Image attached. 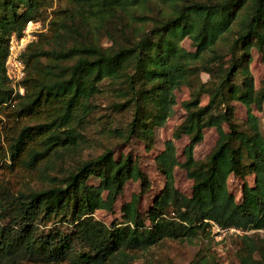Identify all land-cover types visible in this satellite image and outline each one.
Here are the masks:
<instances>
[{"label":"trees","instance_id":"trees-1","mask_svg":"<svg viewBox=\"0 0 264 264\" xmlns=\"http://www.w3.org/2000/svg\"><path fill=\"white\" fill-rule=\"evenodd\" d=\"M57 1L53 8V0H0V115L19 99L18 116L42 111L51 119L23 127L6 150L0 145V161L26 152V164L34 165L53 147L76 146L72 123L91 113V99L104 81L114 84L121 98L113 109L130 110L126 133L150 145L155 129L173 114L174 90L187 86L192 92L182 103L186 115L173 133L189 139L185 160H177L168 140L156 164L168 182L174 167H183L192 191L186 197L165 186L144 212L134 195L122 206L123 222L105 225L93 214L112 210L128 179L139 180L141 192L149 187L136 160L129 154L114 159L111 148L80 162L47 189L14 193L0 186V264H131L138 251L164 239L210 233L206 220L244 231L263 229L264 134L251 106L262 110L264 79L255 88L250 50L264 61V0ZM47 9L46 29L21 53L24 93L15 97L5 74L9 38L22 35L29 21L45 19ZM229 33L233 36L221 52L218 43ZM185 38L193 51L181 45ZM232 101L247 107L243 125L234 119ZM1 123L0 116V138ZM62 126H67L64 136L57 133ZM206 127L216 129L218 140L206 159L197 161L194 146ZM38 138L43 150L26 147ZM230 175L254 176L252 186L243 183L239 200L228 190ZM90 177L99 183L88 184ZM52 217L57 221L47 225ZM258 240V235L239 236L238 264H264ZM193 264L220 263L202 254Z\"/></svg>","mask_w":264,"mask_h":264},{"label":"rangeland","instance_id":"rangeland-1","mask_svg":"<svg viewBox=\"0 0 264 264\" xmlns=\"http://www.w3.org/2000/svg\"><path fill=\"white\" fill-rule=\"evenodd\" d=\"M59 2L53 0V8L57 7ZM51 9H47L45 19L40 20L41 26L46 29ZM236 27L235 25L233 26ZM44 32V31H42ZM39 34V33H38ZM37 34V35H38ZM36 35V37H37ZM233 35L227 34L224 41L218 43V49L221 52L227 50V44ZM105 42V41H104ZM181 45L189 51H193L189 39L185 38ZM252 61L250 63V71L254 78L255 88L261 86L264 79V61L260 53L252 47ZM208 54V53H207ZM201 81H206L208 75L205 72L200 73ZM114 84H109V81H104L102 92L91 99L92 111L82 121L73 122L74 130L78 144L74 147L56 146L49 150L46 158L40 157L34 165L26 164V152H23L19 158L10 160L8 156L3 157L0 161V186L9 189L16 193L18 191L44 190L51 185L62 181L63 177L71 170L75 169L80 162L94 158L101 154L107 148H111L114 159H118L127 154L132 160H136L141 172L145 174L149 181L147 190L141 192V184L137 179L130 178L123 186L122 193L117 196L110 211L98 209L94 212V218L109 226L112 223L123 222L122 206L129 202L134 195H139L138 208L141 212L147 211L154 203V200L165 188L171 186L180 195L189 197L192 191V179L188 177L185 169L177 165L173 169L172 179H168L158 169L156 164V156L160 154L165 142L171 140L175 147V156L180 163L185 160L184 149L189 139L186 135H181L179 138H174L173 133L177 126L185 118L186 112L182 106L184 101L191 98L192 87L181 86L174 90L175 105H173V114L165 123L158 126L154 132L153 142L149 145L144 140L138 139L135 136H130L126 133L125 127L130 120V110L122 112L115 111L112 103L120 101L117 92L112 89ZM12 87V86H11ZM12 95L19 96L15 93L12 87ZM18 98V97H17ZM207 95L201 94L200 103L207 102ZM19 99L12 101V104L4 109L5 116L2 117V130L0 145L6 150L10 141L18 134V132L26 126H35L40 123H48V119L42 111L37 114H22L18 116ZM231 105L234 111V119L238 124L245 120L247 107L238 102L232 101ZM252 112L259 118L260 128L264 134V103L262 110H257L253 105ZM62 126L57 131L58 134L64 136ZM226 130V125H223ZM40 138L35 142L30 141L26 147L34 146L39 150H43L39 143ZM218 140V133L214 127H206L203 130V138L194 146L193 156L197 161H203L215 147ZM254 176L248 175L244 179H240L234 175H230L227 179L228 190L234 195L236 200H239L243 183L249 186L253 185ZM88 184L97 185L99 180L90 177L87 180ZM105 194V192L103 193ZM171 211V209H168ZM173 213H168L172 215ZM57 221L54 217L50 219L47 225ZM208 222V220H206ZM209 223V222H208ZM48 227V226H46ZM208 232H200L194 239H164L159 243L149 247L146 250L138 251L137 257L133 259L131 264H193L196 258L200 255H205L208 258H213L220 264H238L236 251L240 244L239 236L243 234L258 235V245H264V228L246 230L243 234L227 233L221 238L213 233L211 224L209 223ZM244 231V230H243ZM256 257H258L256 255ZM15 264H47L34 262L32 260H22ZM56 264V263H51ZM65 264V263H57Z\"/></svg>","mask_w":264,"mask_h":264},{"label":"built area","instance_id":"built-area-1","mask_svg":"<svg viewBox=\"0 0 264 264\" xmlns=\"http://www.w3.org/2000/svg\"><path fill=\"white\" fill-rule=\"evenodd\" d=\"M45 29L41 26L40 21H29L23 30L22 35H11L8 42V53L5 60V74L10 81L15 93L22 95L24 88L20 84L25 75V66L21 59V53L26 45L36 38V35ZM211 224L213 233L218 237H222L227 233L243 234L245 231L236 227H222L212 220H208Z\"/></svg>","mask_w":264,"mask_h":264}]
</instances>
